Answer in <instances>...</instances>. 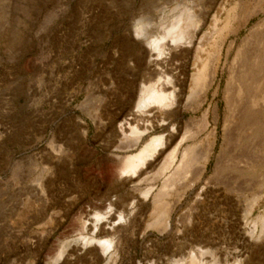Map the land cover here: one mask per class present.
<instances>
[{
  "label": "rangeland",
  "instance_id": "obj_1",
  "mask_svg": "<svg viewBox=\"0 0 264 264\" xmlns=\"http://www.w3.org/2000/svg\"><path fill=\"white\" fill-rule=\"evenodd\" d=\"M263 36L264 0H0V264H264Z\"/></svg>",
  "mask_w": 264,
  "mask_h": 264
},
{
  "label": "bare ground",
  "instance_id": "obj_2",
  "mask_svg": "<svg viewBox=\"0 0 264 264\" xmlns=\"http://www.w3.org/2000/svg\"><path fill=\"white\" fill-rule=\"evenodd\" d=\"M180 18V17H179ZM192 18V16L190 15V14H187V16H186V19L188 20V21H190V19ZM202 18V17H201ZM194 19V18H193ZM205 19V18H204ZM178 21H179V19H178ZM261 34V33H260ZM260 37V36H259ZM264 37V36H263ZM259 40V39H258ZM264 41V40H263ZM248 52V51H247ZM249 53V52H248ZM240 54V53H239ZM241 55V57H242V54H240ZM249 55V54H248ZM238 56V55H237ZM240 57V58H241ZM248 57V56H247ZM247 59V58H246ZM247 62V61H246ZM240 67V66H239ZM244 67H247L246 65L244 66ZM243 67V68H244ZM161 80V79H160ZM156 84V83H155ZM243 87V86H242ZM145 88H147V87H145ZM240 89V88H239ZM247 89V88H246ZM146 90H148V91H146ZM144 92H146V95L144 96V97H142V99L139 101V102H137V104H136V106H135V109H136V111H142L143 109H145V108H147L149 105L148 104H143L144 102H145V100L144 99H146V98H148V97H150V94H153L154 95V97L153 98H150V103L152 104V105H156V106H158V107H160V108H163V107H166L169 103H171L172 101H173V94H172V92H168V93H165V92H163L161 89H160V87H156L155 88V86H154V84L153 85H151L150 86V88L149 89H145V91ZM255 92H256V90H255ZM250 93V92H249ZM240 94V93H239ZM261 98V97H260ZM262 99H264V98H262ZM144 100V101H143ZM256 100V99H255ZM254 100V101H255ZM240 100H238V102H239ZM262 101V100H261ZM260 101V102H261ZM264 102V101H263ZM236 104V103H235ZM235 104H233V105H235ZM261 104H262V102H261ZM257 105H258V103H257ZM257 105H255V106H257ZM263 105V104H262ZM244 106H247L246 104L244 105ZM260 106V105H259ZM259 106H257V110L259 111ZM264 106V105H263ZM233 108V107H232ZM233 109H235V108H233ZM231 111H233L232 109H231ZM258 113V112H257ZM260 113V112H259ZM264 114V113H263ZM262 114V115H263ZM262 124V123H261ZM263 125H264V123H263ZM262 127V126H261ZM260 128V127H259ZM260 132V131H259ZM264 133V132H263ZM142 135V134H141ZM262 135V134H261ZM157 137V136H156ZM154 138V137H153ZM259 139V138H258ZM260 139H261V137H260ZM161 141H162V138L161 137H158V138H154V139H151L147 144H145L141 149H140V151L137 153V154H135V155H133V156H131V157H128L126 160V162H127V166L125 167V170L123 171L124 173L123 174H125V173H129V174H136L137 173V170H138V165L140 164V165H144L147 161H148V159L152 156V154L154 153V151L156 150V148L159 146V145H161ZM185 153H186V150H184L183 151V153H182V156H184L185 155ZM204 158V157H203ZM136 164H138V165H136ZM96 241V243H95V246H98V244L99 245H101L102 243H103V241H97V240H95Z\"/></svg>",
  "mask_w": 264,
  "mask_h": 264
}]
</instances>
